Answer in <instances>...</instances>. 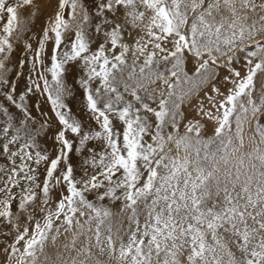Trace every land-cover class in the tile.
Returning a JSON list of instances; mask_svg holds the SVG:
<instances>
[{"label": "snow or ice", "instance_id": "obj_1", "mask_svg": "<svg viewBox=\"0 0 264 264\" xmlns=\"http://www.w3.org/2000/svg\"><path fill=\"white\" fill-rule=\"evenodd\" d=\"M34 8V0H0V224L17 233L3 249L8 259L48 260L49 241L79 225L64 245L75 252L71 264H101L94 247L119 264H264V84L255 86L264 73L256 39L264 0H57L37 47L22 45L16 67L31 66L16 73L21 92L4 72ZM239 45L243 72L233 66ZM157 80L166 94L149 90ZM34 95L45 97L51 116L33 114ZM205 122L211 136L202 135ZM246 123L253 148L238 155ZM170 143L176 155L166 151ZM106 199L119 202L124 235L122 221L113 230L111 208L95 203ZM81 208L94 213L91 235L76 218Z\"/></svg>", "mask_w": 264, "mask_h": 264}, {"label": "rangeland", "instance_id": "obj_2", "mask_svg": "<svg viewBox=\"0 0 264 264\" xmlns=\"http://www.w3.org/2000/svg\"><path fill=\"white\" fill-rule=\"evenodd\" d=\"M56 3H57V0H34V5L36 6V8H34V11L36 12V14L34 16H32L28 22V27H29L30 31L24 33L21 36L20 40L18 41V44L20 45V47H18L17 51L13 53L14 59L10 62H6V71L4 72V75L13 84L17 85L18 90L21 92L23 91V88H24V83H23L24 76H17L16 73L23 71L26 75L27 69L31 66L30 64H27V65H25V67L23 69H18L16 67L17 62L19 60L25 58V53L23 52L22 45L24 44L25 41H27L29 43H32L33 48L37 47V39H39L41 36V29L44 27L46 18L53 14V12L56 8ZM20 15H21L22 24L25 20L29 19L28 13L26 11H22ZM0 23H2V22H0ZM256 39L262 41V40H264V35L257 36ZM252 43H254V41H245V45L252 44ZM240 46H244V45H239L237 47L235 53L237 56L243 57L244 53L239 51ZM50 50H51V43L49 42L48 44H46V51L50 52ZM28 58H30V54H28ZM45 62L48 63L47 57H45ZM45 74L48 75L49 79H50V74L49 73H45ZM68 83L71 85V80H69ZM254 95H255V93H254ZM0 102H2V101H0ZM30 103H38L40 105V109H34L33 110V114L37 116L38 120L42 119V117H40V115H39V112L41 110L43 112L48 113L49 116L52 115V113L50 111V105L48 102H46L44 96L34 95V96H32ZM73 107H74V109H76V108H78V105L74 104ZM205 123L207 124L206 127L208 129H212V126H210L209 122L208 123L205 122ZM49 131L50 132L55 131V120H54V118H53V128L50 129ZM46 143H47V146L49 148L54 147L53 142H52L50 137L47 139ZM73 160L75 163L80 160L79 153H76L73 156ZM41 171H42V169H41ZM88 198L90 200L94 199L92 196H89ZM53 199H58V196H54ZM95 203L97 204V206H99L100 204H103V205L111 208L112 212L114 213L112 218L118 219V217L115 216V213L119 212V209H120L119 202L113 203V202L106 199L105 201H95ZM52 206L55 207L54 204ZM29 211H31V208H29ZM20 215H21V220L19 221L21 223V229L20 230L23 231V227H24L23 217L26 216L27 213H22ZM42 215H43L42 213L37 212L36 218L40 219ZM27 226L31 229V225H27ZM10 230H11V235L0 234V264H14V258H13V260H9L8 254L6 252H4L3 249L5 248V246L7 244H10L12 242V238L17 233L11 225H7L6 223L0 224V233H8Z\"/></svg>", "mask_w": 264, "mask_h": 264}, {"label": "bare ground", "instance_id": "obj_3", "mask_svg": "<svg viewBox=\"0 0 264 264\" xmlns=\"http://www.w3.org/2000/svg\"><path fill=\"white\" fill-rule=\"evenodd\" d=\"M261 42L264 43V40H262ZM230 54L232 55V53H230ZM235 57H239L240 58V64L237 65L235 63V60H234L233 66L240 68L241 71L243 72V69H242V65L244 63L243 57L237 56L236 53H235ZM185 70L188 71L189 75H191L192 71H194V67H193V64L191 63V60H189L186 63ZM221 71H222V74H224L223 70H221ZM167 75L168 74L165 73V76H167ZM174 80H175V78H171L170 83L174 82ZM181 81H182V83H181L180 89H183V90L186 91L188 88L191 87L190 84L183 83V76H181ZM262 84H264V73H258L257 77L255 78V86H256V89L258 91L261 89V85ZM152 89H157L158 91L160 89H163L165 94L168 91L167 85H164L163 82L160 81V80H157L155 84H150L149 85V90H152ZM180 89H177V91H180ZM200 95L201 96L203 95V91H201ZM195 99H196V97L194 96L192 98V103L195 102ZM182 107L187 109L188 107H190V104L186 101L185 105L182 106ZM209 123H210V126H212V129H208L207 127L204 129V131L202 132V135H204L205 137L211 136L212 133H213L214 125H213L212 122H209ZM181 131H183V127L182 126H181ZM253 134L254 133H253L252 125L246 123L244 125V133H243L244 142L245 143H244V147L240 150V153H238V155L250 152L252 150L253 145L249 142V137L252 136ZM256 139L258 141L259 137H256ZM262 147H264V145H262ZM168 149H171V152H169V155H176V149H175L173 144H171V143L168 144L166 146V151ZM180 155L181 156L185 155V153L183 152V149H181ZM193 156H194V154H193ZM79 158H80V156H79ZM75 164H76V167H77V174H78L79 173V161L76 162ZM80 211L84 212L85 215L81 216L80 212H77L76 218L79 220L80 224L84 225V231H85L86 235H91L90 233H87V231H86L87 228L89 227V224L87 223V221L89 220L90 216L94 215V213H92L91 210H89L87 208H81ZM120 221L123 222V227L121 228V235H124V233H125V231L127 230V227H128V222H127L126 216H122V217H120L118 219L111 218L110 222L113 224V230L115 231V228L120 223ZM141 221H143L142 217H141ZM58 223L63 224V217H61V220ZM96 223L97 222L95 220H93L91 222V227L93 229L95 228ZM108 223H109V220H106L105 221V225H103L101 227V232H102L101 240L102 241L104 240V236L107 235L106 228H107V224ZM78 230H79V225H75L73 230L70 231L69 233H67L66 236L65 235H61L60 238L57 239V241L55 242L54 245L51 243V241H49V243L46 245V248H45V254L48 256L49 259L45 260V256L42 254V255H40V260H39L38 264H71V260L75 256V252L72 251L71 249L65 251L64 245L69 243V241L72 239V236ZM60 231H61V233H63V231H64L63 227H61ZM85 239H86L85 235L79 236V239L77 240V248H80V247L83 246V243H84ZM113 239L117 240V238L115 236L113 237ZM126 239H127V237L125 236V240ZM118 244H119V241L117 240V246H118ZM93 254H94V257L96 259H99L101 261V264H119V262L115 259V257L109 259L107 254L100 255L99 254V250L97 248H95V247L93 248ZM58 256L60 257L59 259H58ZM180 258L183 259L182 256ZM80 259H82V257ZM89 264H95V261L92 260V261L89 262Z\"/></svg>", "mask_w": 264, "mask_h": 264}]
</instances>
